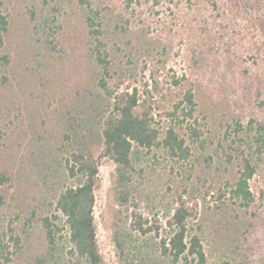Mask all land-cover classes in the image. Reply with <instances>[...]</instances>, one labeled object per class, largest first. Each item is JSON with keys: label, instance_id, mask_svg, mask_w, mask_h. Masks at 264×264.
I'll return each mask as SVG.
<instances>
[{"label": "trees", "instance_id": "16d2710c", "mask_svg": "<svg viewBox=\"0 0 264 264\" xmlns=\"http://www.w3.org/2000/svg\"><path fill=\"white\" fill-rule=\"evenodd\" d=\"M42 2L41 25L49 31L19 61L7 51L0 55V89L15 81L45 93L59 81L56 66L69 63L66 39L56 36L66 9L75 15L69 29L83 73L59 117V133L33 139L30 183L23 184L30 186L28 201L0 231V264H106L95 215L103 158L117 176L111 237L122 263L264 264V0ZM4 7L0 0V50L10 34ZM161 45L177 53L173 85L183 91L163 112L166 126L130 81L139 53ZM12 62L23 70L11 78ZM114 75L125 91L111 90ZM3 139L0 126V219L23 180L16 164L3 162ZM221 149L229 197L203 200V207L183 196L171 206L161 201L163 227L157 215L148 219L134 210L145 178L141 165L151 154L164 153L186 182L196 161L209 169L220 162Z\"/></svg>", "mask_w": 264, "mask_h": 264}, {"label": "rangeland", "instance_id": "374dc122", "mask_svg": "<svg viewBox=\"0 0 264 264\" xmlns=\"http://www.w3.org/2000/svg\"><path fill=\"white\" fill-rule=\"evenodd\" d=\"M42 1L5 0L4 11L10 21V34L5 49L0 50V55L7 51L15 61H19L18 54L28 50L29 46L34 47L37 41H43L44 30H49L48 28L44 29L41 25ZM33 9L37 10L35 17H32L31 14ZM74 16L70 9L60 12L58 16L62 28L56 36L60 40L61 37L66 39L65 52L69 57L67 58L69 60L66 61L64 53V61L65 63L69 62L68 65L56 66L58 82L54 81L52 87L45 93L40 92L31 83L20 84L15 81L10 90L7 88L0 89V126L4 132L2 159L6 166L12 167L16 164L15 167L23 171V180L19 190L14 195L15 200L11 201L10 198L11 202L9 201V205L0 219V231L7 230L10 217L15 214L14 212H18L24 201H28L25 197L29 194L30 186L25 189L23 184L29 185L30 183V175L29 179L27 175L30 174L29 165L33 139L37 137L38 133H59L61 130L59 117L62 112L68 109L67 103L70 102L73 95L72 88L80 80L83 73V68L78 63L80 61L77 52L79 45L75 43V39L72 37L75 33L69 29L70 26L74 25ZM176 56L175 51L169 48L164 49L162 45L155 48L151 47L149 52L139 53L138 61L134 65L133 74L135 76L130 80L133 86L138 88L141 96L149 99V102L153 104L155 119L161 126L167 125L163 112L170 109L174 102L182 98V89L173 85L174 76L178 77L171 69L174 61L178 60V56ZM12 63L11 78L13 74L23 70L22 65ZM123 63L124 65L127 64L126 58H124ZM2 74L3 69L0 66V78ZM110 88L113 92H122L127 89V86L120 85L119 79L114 75L110 82ZM132 89L131 87L129 90ZM196 116L200 119L198 113ZM226 144L225 142V146H227ZM94 151L95 157L98 158L101 147L97 146ZM220 154L223 157L220 162L216 161L211 169L206 167L203 159L200 160V164L196 161V169L192 171V180L186 182L181 181L179 169L173 170L172 164L165 160L164 153L160 152L154 158L151 154L141 165L145 169V178L140 180L142 184L135 201L137 208L134 207V210L148 219L157 215V224L163 227L165 226V218L161 212L163 208H160L161 201L171 206L179 196H183L188 203L191 204L198 200L203 207V200L212 203L220 194L225 195V198L229 197V168L224 162L222 149ZM61 158H64L63 153H59L57 159L60 160ZM98 166L95 215L101 252L106 264H124L119 259L111 237L112 223L118 209L114 199L116 171L112 162L107 158L99 161ZM16 187L17 185L12 187V195Z\"/></svg>", "mask_w": 264, "mask_h": 264}]
</instances>
